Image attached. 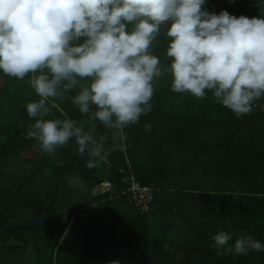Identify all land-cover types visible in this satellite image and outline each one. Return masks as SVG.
Returning <instances> with one entry per match:
<instances>
[{
	"label": "trees",
	"instance_id": "obj_1",
	"mask_svg": "<svg viewBox=\"0 0 264 264\" xmlns=\"http://www.w3.org/2000/svg\"><path fill=\"white\" fill-rule=\"evenodd\" d=\"M260 6L261 0H206L203 10L264 18ZM167 46L161 35L152 49L165 67L171 63ZM157 79L152 110L125 128L123 138L114 141V130L95 121L94 135L97 140L107 137L109 151L89 169L90 157L87 151L78 153L74 139L49 155L39 141L27 137L35 118L28 116L26 105L40 97L29 84L30 75L18 80L0 71V225L40 217L72 219L84 237L97 229L127 246L126 255L109 254L116 264H192L200 253L203 264H264V250L225 255L213 247L221 230L232 233L230 244L250 236L264 245V95L253 102L250 114L237 118L216 102L211 90L200 99L172 92L170 73ZM78 91L56 99L45 119H71L87 131L88 115L72 103ZM145 124L151 125L149 131ZM24 165L30 169L20 175ZM128 174L154 187L149 210L141 212L121 194ZM73 175L82 179L85 190L70 186ZM103 182L112 183L113 190L94 193ZM150 213L157 214V226L166 228H172L166 219H182L187 244L151 235ZM104 250L100 242L81 241L58 224L0 231V264H105Z\"/></svg>",
	"mask_w": 264,
	"mask_h": 264
},
{
	"label": "clouds",
	"instance_id": "obj_2",
	"mask_svg": "<svg viewBox=\"0 0 264 264\" xmlns=\"http://www.w3.org/2000/svg\"><path fill=\"white\" fill-rule=\"evenodd\" d=\"M205 2L0 0V71L18 80L30 75L40 97L26 105L35 118L27 137L49 155L74 139L78 153L90 157L86 167L95 168L109 151L107 137L94 135L95 121L114 130V141L123 138L125 128L152 110L154 80L165 73L174 93L202 99L211 90L237 118L250 114L264 95V18L210 14ZM260 11L264 17V0ZM161 35L168 40L169 67L152 53ZM77 87L72 103L88 115V130L71 119H45L55 100ZM232 239L231 232L218 231L213 247L225 255L264 250L250 236L234 245Z\"/></svg>",
	"mask_w": 264,
	"mask_h": 264
},
{
	"label": "water",
	"instance_id": "obj_3",
	"mask_svg": "<svg viewBox=\"0 0 264 264\" xmlns=\"http://www.w3.org/2000/svg\"><path fill=\"white\" fill-rule=\"evenodd\" d=\"M45 224H58L62 225L66 231H70L73 233L76 237H78L81 241L86 240H94L98 241L101 244L104 245L105 250L101 254V260L105 264H116L109 260L108 256L111 253H114L115 251L122 252L123 255H126L128 253V248L126 245L120 244L118 245L117 241L112 238L110 235H108L105 232H102L100 230H92L88 233L86 237H84L81 233V231L73 225L72 220H62L58 217H40V218H34L27 220L22 223L17 224H11V225H0V231L4 230H13L16 228H22V227H29V226H35V225H45ZM152 250V247L150 246V251ZM205 257L204 254H199L197 257H194L192 259V264H203L202 259ZM172 264H181L180 261L173 262Z\"/></svg>",
	"mask_w": 264,
	"mask_h": 264
},
{
	"label": "rangeland",
	"instance_id": "obj_4",
	"mask_svg": "<svg viewBox=\"0 0 264 264\" xmlns=\"http://www.w3.org/2000/svg\"><path fill=\"white\" fill-rule=\"evenodd\" d=\"M29 169H30L29 165H24L20 168L18 173L20 175H25L29 171ZM69 184L72 187H77L81 190H85V186H84L82 179L80 177H76L75 175H73L72 178L69 179ZM102 188L104 189L103 186L96 187L94 188L93 192L99 193ZM59 209H61V207H59ZM147 219L150 223V234L151 235H156V234L161 235V236L165 235L168 241L169 239H171L172 241L174 242L177 241L180 244H182L181 243L182 241L187 244V240H189L188 239L189 236L187 235V232L185 231L186 224L182 219H179V218L176 219L175 217L166 219L165 225L168 224L172 226V228L157 226V222H158L157 214H153V213L147 214ZM64 235L65 233L63 234L62 239L64 238ZM167 248L170 249L171 251L173 250L172 245L169 242H168Z\"/></svg>",
	"mask_w": 264,
	"mask_h": 264
},
{
	"label": "built area",
	"instance_id": "obj_5",
	"mask_svg": "<svg viewBox=\"0 0 264 264\" xmlns=\"http://www.w3.org/2000/svg\"><path fill=\"white\" fill-rule=\"evenodd\" d=\"M126 184L121 194L126 195L128 199L141 212L149 210L154 200V187L140 184L133 174H128L122 178ZM103 186L100 192H107L113 190V184L110 182H103L97 187Z\"/></svg>",
	"mask_w": 264,
	"mask_h": 264
},
{
	"label": "flooded vegetation",
	"instance_id": "obj_6",
	"mask_svg": "<svg viewBox=\"0 0 264 264\" xmlns=\"http://www.w3.org/2000/svg\"><path fill=\"white\" fill-rule=\"evenodd\" d=\"M122 253V252H121ZM200 254H203V253H200ZM199 255V254H198ZM178 261H180V260H178ZM181 262V261H180Z\"/></svg>",
	"mask_w": 264,
	"mask_h": 264
}]
</instances>
